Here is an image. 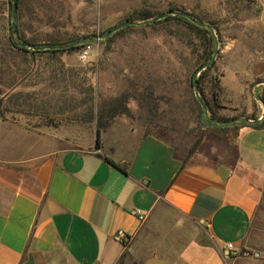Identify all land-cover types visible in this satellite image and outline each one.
Masks as SVG:
<instances>
[{
    "label": "crops",
    "instance_id": "obj_1",
    "mask_svg": "<svg viewBox=\"0 0 264 264\" xmlns=\"http://www.w3.org/2000/svg\"><path fill=\"white\" fill-rule=\"evenodd\" d=\"M97 129L0 116V264H264V127L189 158L129 122L96 148Z\"/></svg>",
    "mask_w": 264,
    "mask_h": 264
},
{
    "label": "rangeland",
    "instance_id": "obj_2",
    "mask_svg": "<svg viewBox=\"0 0 264 264\" xmlns=\"http://www.w3.org/2000/svg\"><path fill=\"white\" fill-rule=\"evenodd\" d=\"M169 11L214 28L216 62L198 80L205 78L210 117L228 125L206 121L193 88L196 72L216 50L209 30L170 16L107 36L122 22ZM11 38L36 54L11 50ZM86 47L90 58L82 63ZM260 52L264 0H18L16 8L0 0V115L39 129L82 124L90 131L129 122L189 158L215 138L234 143L247 125L241 119H264L255 94L264 84ZM60 58L71 61L58 63Z\"/></svg>",
    "mask_w": 264,
    "mask_h": 264
},
{
    "label": "water",
    "instance_id": "obj_3",
    "mask_svg": "<svg viewBox=\"0 0 264 264\" xmlns=\"http://www.w3.org/2000/svg\"><path fill=\"white\" fill-rule=\"evenodd\" d=\"M12 1V5H13V8H16L17 5H18V0H11ZM169 15H172V16H177V17H182V18H185L189 21H191L193 24H195L196 26L200 27V28H205L207 30L210 31V33L212 34L214 40H215V43H216V50H215V53H214V57L211 59L210 62L204 64L195 74L194 78H193V88H194V91H195V95L198 99V102L200 104V106L202 107V110H203V113L205 115V118H206V121L208 123H213V124H217V125H220V126H226L229 124V122H222V121H217L215 119H212L209 115V110L204 102V100L202 99L201 95H200V91H199V84H198V76L203 72L205 71L206 69H208L209 67H211L215 62H216V57H217V54H218V41H217V38H216V35H215V31H214V28L210 25V24H207V23H204V22H201L199 20H197L196 18H194L193 16L189 15L188 13L186 12H178V11H170L168 13H164L162 15H159L153 19H150V20H146V21H142V22H137V21H125V22H122L120 24H118L117 26H115L112 30H110L107 34V36H110L128 26H132V25H135V26H140V25H143V26H146V25H151L153 23H156V22H159V21H162V20H165ZM264 88V84H261L260 86H258L256 89H255V94H256V100H258L259 102L262 103L260 97H259V92L260 90H262ZM242 121L246 122L247 124L249 125H257L261 122V119L260 120H248V119H241ZM240 120V121H241Z\"/></svg>",
    "mask_w": 264,
    "mask_h": 264
},
{
    "label": "trees",
    "instance_id": "obj_4",
    "mask_svg": "<svg viewBox=\"0 0 264 264\" xmlns=\"http://www.w3.org/2000/svg\"><path fill=\"white\" fill-rule=\"evenodd\" d=\"M170 17V16H169ZM169 17H167L165 20H167ZM180 19H182V17H179ZM195 18V17H194ZM197 19V18H196ZM198 20V19H197ZM200 21V20H199ZM202 22V21H201ZM10 45H11V50H13V51H16V52H23L24 54H26V55H32V56H34L36 53H34V52H29V51H27V50H24L21 46H19V45H17L16 43H15V41H14V39H12L11 38V40H10ZM215 64V63H214ZM213 64V65H214ZM213 65L210 67V68H212L213 67ZM210 68H208V69H210ZM201 75H205L204 74V72L201 74ZM204 79L205 78H200L199 80H198V84H199V91H200V95H201V97H202V99L204 100V102H205V104H206V106H207V108H208V110H209V112L211 113V114H213V108H212V106L210 105V103L207 101V99L205 98V95H204V91H203V89H202V82L204 81ZM261 84V83H260ZM261 101H262V103H263V105H264V88L262 89V96H261ZM218 100V95H217V93H215L214 91L212 92V102H213V104H215L216 103V101ZM1 116V115H0ZM2 117V116H1ZM3 118V117H2ZM99 126H98V129H97V139H96V148H100V146H101V143H100V134H101V130L102 129H104L106 126H104L103 124H98ZM249 124H247V125H245V126H248ZM251 126V125H250ZM256 127H264V119L258 124V125H256ZM109 161V160H108ZM109 162H111L116 168H118L120 171H122L124 174H127V170L125 169V168H123V167H121V166H119V165H117V164H115L113 161H109Z\"/></svg>",
    "mask_w": 264,
    "mask_h": 264
},
{
    "label": "built area",
    "instance_id": "obj_5",
    "mask_svg": "<svg viewBox=\"0 0 264 264\" xmlns=\"http://www.w3.org/2000/svg\"><path fill=\"white\" fill-rule=\"evenodd\" d=\"M89 58H90V50H89V48H87V47L86 48H82L81 51H80V55H79L80 62L85 63V62H87L89 60ZM138 215H140V213H138ZM140 219L143 220L142 216H140ZM117 235L119 237H124L125 236L124 232H121V231L118 232ZM227 248L230 251H235V248H234V246L232 244H229L227 246Z\"/></svg>",
    "mask_w": 264,
    "mask_h": 264
},
{
    "label": "flooded vegetation",
    "instance_id": "obj_6",
    "mask_svg": "<svg viewBox=\"0 0 264 264\" xmlns=\"http://www.w3.org/2000/svg\"><path fill=\"white\" fill-rule=\"evenodd\" d=\"M169 12H170V11H169ZM167 13H168V12H167ZM169 16H172V15H169ZM169 16H168V17H169Z\"/></svg>",
    "mask_w": 264,
    "mask_h": 264
}]
</instances>
